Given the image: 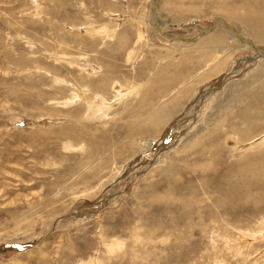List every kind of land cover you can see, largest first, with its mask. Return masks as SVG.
Segmentation results:
<instances>
[{"label": "rangeland", "instance_id": "rangeland-1", "mask_svg": "<svg viewBox=\"0 0 264 264\" xmlns=\"http://www.w3.org/2000/svg\"><path fill=\"white\" fill-rule=\"evenodd\" d=\"M153 5L0 0V264H264V59ZM158 8L264 34V0Z\"/></svg>", "mask_w": 264, "mask_h": 264}, {"label": "bare ground", "instance_id": "bare-ground-1", "mask_svg": "<svg viewBox=\"0 0 264 264\" xmlns=\"http://www.w3.org/2000/svg\"><path fill=\"white\" fill-rule=\"evenodd\" d=\"M154 2H156V0H153V3ZM152 4V3H151ZM158 7H157V11H156V17H155V19H156V23H157V25H158V27L163 31V32H165V33H168L170 36H174V37H176L175 35H173L172 33H169V32H167V31H165L164 29V27H163V24L160 22V21H158V17H157V15H159V14H157L158 13ZM250 14V13H249ZM259 15H262V14H255V15H248V16H243V18H242V20H244V21H246L248 24H249V20L254 24V26L255 27H259L260 26V24H261V22L263 21V19H264V17L263 16H259ZM221 17V16H220ZM150 23L152 24V26H153V28H155L154 27V23H153V20H152V15L150 16ZM166 23V22H165ZM242 24V23H241ZM228 25H230V24H228ZM232 25V24H231ZM243 25V24H242ZM167 27V26H166ZM225 28V27H224ZM201 29V28H200ZM226 29V28H225ZM224 29V30H225ZM234 29V28H233ZM237 33H239L240 34V32L238 31V30H236V29H234ZM258 31H251L250 33H249V36H248V38L250 37V38H253L254 40L256 39V40H258L259 41V38H260V35L262 34V36L264 37V34L261 32V31H259V29H257ZM226 31V34H227V36H226V38L227 39H229L232 43L233 42H238V40L235 38V36H234V34L230 31V30H228V29H226L225 30ZM241 35V34H240ZM162 36V35H161ZM225 36V35H224ZM242 37H244L243 35H241ZM159 37V36H158ZM202 37V36H201ZM164 38H168V37H164ZM187 38H190V37H187ZM244 38H246V39H248L246 36L244 37ZM168 39H170L171 41H174V42H178V43H180L181 41L180 40H176L175 38H168ZM199 39V38H198ZM222 41H223V34L222 33H212V34H210V35H208V36H206V37H204V39H202L200 42H198L197 44H199L200 43V45L201 44H207V46H210V47H214V46H212L213 44H219V46H220V44L222 45ZM225 41V40H224ZM185 43V42H184ZM187 43H189V42H187ZM224 43V42H223ZM231 43V44H232ZM242 43V42H241ZM242 45H243V47H246V46H248L247 44H245V43H242ZM218 46V47H219ZM223 46V45H222ZM225 46V45H224ZM218 50H220V48L218 49ZM261 51V50H260ZM153 123H156L155 121H152ZM152 123V124H153ZM151 124V123H150Z\"/></svg>", "mask_w": 264, "mask_h": 264}, {"label": "water", "instance_id": "water-1", "mask_svg": "<svg viewBox=\"0 0 264 264\" xmlns=\"http://www.w3.org/2000/svg\"><path fill=\"white\" fill-rule=\"evenodd\" d=\"M160 0H156V2H154V5H153V10H152V20H153V23H154V27L155 29L164 37H170V38H175L176 40H180V41H183V42H192L194 40H197L199 37H201L203 34H206V33H209V32H212L215 27H216V24L217 23H220L222 24V26H224L226 29L230 30L235 38L239 41V42H242V43H245L247 44L252 50H253V54L252 56L248 57L246 59V61H256L257 59H264V52H261L259 49H257L254 44L252 43L251 40L249 39H246L244 37H242L239 33H237L230 25H228L221 17H216L213 22L206 28H203L197 35H195L194 37L192 38H184V37H174V36H170L168 33H165L163 32L157 25L156 23V11H157V7H158V4H159Z\"/></svg>", "mask_w": 264, "mask_h": 264}]
</instances>
